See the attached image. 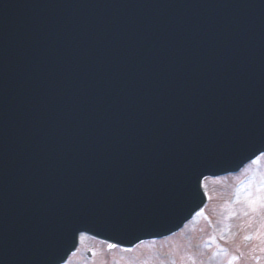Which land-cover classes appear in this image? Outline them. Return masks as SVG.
Here are the masks:
<instances>
[{"label": "water", "instance_id": "1", "mask_svg": "<svg viewBox=\"0 0 264 264\" xmlns=\"http://www.w3.org/2000/svg\"><path fill=\"white\" fill-rule=\"evenodd\" d=\"M262 150L264 0H0V264L168 234Z\"/></svg>", "mask_w": 264, "mask_h": 264}, {"label": "rangeland", "instance_id": "2", "mask_svg": "<svg viewBox=\"0 0 264 264\" xmlns=\"http://www.w3.org/2000/svg\"><path fill=\"white\" fill-rule=\"evenodd\" d=\"M209 204L177 236L160 244H142L123 253L115 247L109 252L104 243L80 238L77 254L67 264H264V157L235 177L206 180L203 184ZM212 216L214 227L207 230L202 219ZM232 249L231 255L209 252L213 241ZM199 243L196 252L191 243ZM198 247V246H197ZM169 253L160 259L161 252ZM211 251V250H210ZM165 252V253H166Z\"/></svg>", "mask_w": 264, "mask_h": 264}, {"label": "snow or ice", "instance_id": "3", "mask_svg": "<svg viewBox=\"0 0 264 264\" xmlns=\"http://www.w3.org/2000/svg\"><path fill=\"white\" fill-rule=\"evenodd\" d=\"M110 247H112V246L110 245Z\"/></svg>", "mask_w": 264, "mask_h": 264}]
</instances>
